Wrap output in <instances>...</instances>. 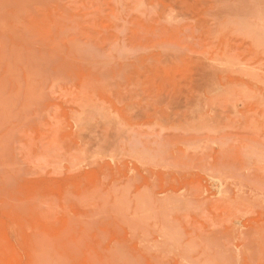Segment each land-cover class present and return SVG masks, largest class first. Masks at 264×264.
<instances>
[{"label": "rangeland", "instance_id": "1", "mask_svg": "<svg viewBox=\"0 0 264 264\" xmlns=\"http://www.w3.org/2000/svg\"><path fill=\"white\" fill-rule=\"evenodd\" d=\"M0 264H264V0H0Z\"/></svg>", "mask_w": 264, "mask_h": 264}]
</instances>
